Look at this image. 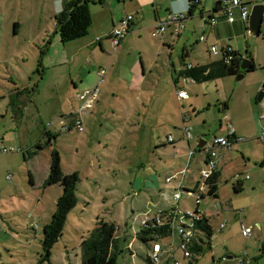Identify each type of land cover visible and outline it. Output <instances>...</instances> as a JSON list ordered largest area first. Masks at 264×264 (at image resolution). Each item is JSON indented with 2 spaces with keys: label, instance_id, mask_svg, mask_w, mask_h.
Here are the masks:
<instances>
[{
  "label": "rangeland",
  "instance_id": "374dc122",
  "mask_svg": "<svg viewBox=\"0 0 264 264\" xmlns=\"http://www.w3.org/2000/svg\"><path fill=\"white\" fill-rule=\"evenodd\" d=\"M240 1L248 10L251 3L264 0ZM199 6L196 2L190 16L184 11V28L168 44L148 31L130 45L124 42L121 55L141 51L146 65L142 93L135 96L117 87L118 82L113 91L115 82L106 80L116 70L117 51L83 41L89 40L94 26L61 41L53 15L42 9L41 0H0V264H36L40 256L41 228L61 191L58 183L44 181L51 148L59 154L61 171L75 170L78 179L75 202L65 214L49 259L38 264H79L80 237L97 218L115 224L119 249L115 264H146L142 257L150 249L134 237L140 220L175 205L194 209V193L181 192L175 203L176 180L166 182L164 176L185 165L188 144L194 152L181 182L193 189L202 149L210 146L213 135L224 134L228 128H236L238 139L220 159L218 195L204 194L197 203L212 232L209 246L203 244L193 253V264H240L254 258L264 264V252L256 255L261 244L264 247V238L254 236L259 227L252 219L262 220L264 233V163L259 164L264 159V142L253 131L252 114L259 112L261 100L255 98L263 91L264 16L259 33L250 35L246 23L229 31L227 22L218 17L219 9L214 11L219 26L211 28L200 19ZM199 34L205 38L198 39ZM210 42L218 47L228 44L242 57L251 58L253 67L239 77L237 72L225 73L209 84L179 76L174 87L172 76L178 68L219 56L208 52ZM183 48L186 53L181 56ZM98 67L105 68L97 85L100 100L83 115L82 130H60L59 119L66 122V113L78 103V89L99 78ZM137 67L140 73L141 62L137 61ZM179 85L186 93L181 98L176 96ZM182 116L191 133L187 142L181 132ZM43 127L56 131L48 145ZM199 138L204 140L200 150ZM214 149L218 151L219 146ZM238 179L241 187L234 190ZM188 219L181 214L182 222ZM240 222L252 226L250 235L240 234ZM165 234L159 240L161 261L166 260L170 239ZM171 237L172 256L167 264L174 258L184 264L176 237Z\"/></svg>",
  "mask_w": 264,
  "mask_h": 264
},
{
  "label": "trees",
  "instance_id": "16d2710c",
  "mask_svg": "<svg viewBox=\"0 0 264 264\" xmlns=\"http://www.w3.org/2000/svg\"><path fill=\"white\" fill-rule=\"evenodd\" d=\"M89 1L90 0H66L62 8L53 15L54 30L61 41L76 38L87 32V28L90 24V15L87 5ZM195 2L196 0L189 4L186 11L187 16L192 13ZM216 9L217 7L215 5L212 8V11ZM45 41L48 42L49 37H47ZM42 50L43 49H41V51ZM185 53L186 49L181 52V56ZM241 58V54L234 48L222 49L216 59L200 64L185 65L184 67L179 68L178 75L189 77L193 81L199 82L222 76L225 73H236L241 71L238 66ZM250 64L251 69L253 67L252 60ZM223 106H226L225 103ZM227 136L231 141L235 138L232 131L231 133H228ZM46 144H48L47 140ZM34 145L41 147V145L39 146L37 143H34ZM263 162L264 159H262L259 164H262ZM218 174L219 170L216 167L211 170V173L205 180L206 188L200 193V197L204 194L213 197L218 195L216 185ZM77 179L78 176L75 170L66 173L61 171L59 154L55 148H51L48 171L44 181L47 183H58L61 187V191L56 197L54 209L50 213L48 221L42 225V235L40 239L41 253L36 264L42 260L49 259L50 248L61 233L65 214L75 202L74 189ZM193 187H196L195 183L193 184ZM240 187L241 182L239 180L232 185L234 190H239ZM181 188L184 192L187 190H194V188ZM196 207L197 203H194L195 211H197ZM157 211L159 212L160 210ZM157 211L153 212L149 216V219L139 222L138 228L134 232V237L144 243L148 250L151 247V241L155 235H164V233H166V225H157L154 222V215ZM193 222L195 227L199 228L204 233L205 240L204 242H201V244L195 243L191 245L192 254L188 259L187 264H193V253L201 250L203 244L209 246V237L212 232L208 217L205 213L200 212L198 218L194 219ZM78 245L80 250L79 264H115L116 254L119 249L117 246V237L115 236L114 222L101 218L95 219L94 225L89 228L85 234L81 235ZM142 258L146 264H153L148 251L145 252Z\"/></svg>",
  "mask_w": 264,
  "mask_h": 264
},
{
  "label": "built area",
  "instance_id": "2783aa9c",
  "mask_svg": "<svg viewBox=\"0 0 264 264\" xmlns=\"http://www.w3.org/2000/svg\"><path fill=\"white\" fill-rule=\"evenodd\" d=\"M191 2L195 0H190ZM264 4V1H263ZM234 5L238 6V13L241 21L243 23H246L247 20V13L248 10L246 9V5L241 2L240 0H221L219 2V6L217 7V10H220V14H222L226 20L232 21V7ZM264 16V7L262 10L261 17ZM185 16L181 12L176 11H167L163 18L159 19L157 18L150 29L151 34L157 35L162 37L163 30L165 25H168L170 23H173L172 32L177 33L180 31L183 26V20ZM216 18L215 13L212 10L208 11H201V19L203 22L212 23ZM132 19L131 13H126L123 16H121L117 22L116 25H114L111 28V31L109 33V41L112 48V51L115 49L118 41L120 38L123 37L125 34V31L128 29L129 23ZM203 34L198 35V39H203ZM231 47L228 44H222L221 46H217L215 44H209L208 51L212 54H218L222 49H230ZM190 64H186V66H189ZM105 72L104 67H98L97 73L99 75L98 81H101L102 75ZM182 78H185L181 76ZM186 95L185 91L182 88H178L176 90V96L178 98L184 97ZM98 96V87L97 83L92 84L91 86L83 87L80 89L77 93V99L78 103L75 106L74 110L69 114V119L67 122H62L59 125L60 130H69V129H75L77 131L82 130V117L84 114H87L89 110L92 108L94 101L97 99ZM261 116V115H260ZM186 119L185 116H182V126H181V132L184 136L185 140L187 141L188 137L191 136V133L189 131V127L187 124L184 123V120ZM232 129L228 128L227 133L224 135H213L211 139L210 146L202 149L204 152L202 160V166L198 168L197 177L194 180V183L196 184V187H193L194 190H187L186 193H194L193 194V202L198 203L200 197V193L204 191L206 188L205 180L211 173V170L216 167V162L214 159L215 155V146H224L227 148L231 147V139L227 136L228 133H231ZM257 139L261 142H264V130H261L257 135ZM168 139L171 140V137L168 136ZM234 139H238V137H235ZM203 145V144H202ZM201 145V146H202ZM2 150H5L2 148ZM198 150H200L198 148ZM187 152L188 157L185 162V165L183 167H180L179 169L168 173L164 176V181L168 182L171 179L176 180V184L174 187V190L172 191V195L176 199L180 196V193L183 192L182 188V176L184 172L187 170V164L190 160V157L193 155L194 150L189 149L187 144ZM235 177H238L239 175L237 173H234ZM201 211H195L194 209L190 211L188 208L182 209L178 207L177 205L171 206L169 208L163 209V211H157L154 215V222L157 225H166V234L169 237V245L167 250H165L167 257L172 256V246L173 241L171 242V236H175L177 241L176 246L181 249L182 255L181 259L183 260L184 264L188 263V259L190 258L192 252H191V245L193 244H201V242H204V233L194 225V219L198 218V215ZM181 214L184 216H187L189 219L186 223L181 221ZM146 219H149L148 217H144L141 219L140 222L145 221ZM223 223H219V227H222ZM252 230V226L248 224L239 223V232L244 237L250 235ZM163 237V234L155 235L152 239V244L150 247V250L148 252L151 261L153 264H167V257L166 260L161 261L160 259V238ZM173 240V239H172ZM172 264H179L178 259H173Z\"/></svg>",
  "mask_w": 264,
  "mask_h": 264
},
{
  "label": "crops",
  "instance_id": "0c3cea01",
  "mask_svg": "<svg viewBox=\"0 0 264 264\" xmlns=\"http://www.w3.org/2000/svg\"><path fill=\"white\" fill-rule=\"evenodd\" d=\"M65 1L66 0H41V2L44 3V7L42 9L48 14V16L54 15L55 13H57L62 8ZM211 1H212V4H211ZM220 1L221 0H196V2H200V6L198 8V11L199 10L200 11L212 10V8L215 5H216V7L219 6ZM196 2H195V6H196ZM190 3H191L190 0H90L88 2L87 5H88V10H89V15H90L89 26L90 25L94 26L95 29H93V32L91 33L92 35L89 38V40L83 39V41L84 42L88 41L90 44L96 42L101 50L104 48L111 47L110 41H109V33L111 31V28L117 24L121 15L124 12H128V13L132 14V19L129 23L128 29L125 31V34L123 35V37L120 38V40L118 41V43H117V45L113 51V52L117 51V61H116L115 65H113V67H116V70L113 72L112 71L109 72L107 74V77H106V80H108V82L110 80L112 82H115V83H113V91H115V88H117V87H120V88L122 87L123 89H125L127 91L129 90L130 92L134 93L136 96L137 94L142 93V90H143L142 82H143V76H144L143 71L146 67L145 61L142 57L141 51H137V52L132 53L130 55L122 56L121 52H122V46H124V42L127 45H130V43L133 40H135V38H137L136 36L139 37L141 35L142 31H148V33L150 35H154V34H151L150 29H151L153 22L157 18H159V19L163 18L167 11H176V12L184 13V11H187V8H188ZM233 9L235 10V15H233ZM231 11H232V16H233L232 21L226 20L222 14H220L222 16L218 15V17H223V19L227 22V29L229 31H234L236 26L242 24L243 22L241 21V19L239 17L237 5H234L232 7ZM207 24L211 28L213 27L214 29H217L219 26L216 18L212 23H210V24L207 23ZM172 27H173V23L165 25L162 37L157 36V35H154V36L159 37L162 41H164L168 44V42L170 40L169 38H171L173 36H177L182 31V29L184 28V26H183V28L180 31H178L177 33H174V32H172ZM167 30H168L169 36L167 35ZM163 35H165V38ZM203 37L205 38L204 35H203ZM84 38H86V37H84ZM209 44H212V42H210ZM209 44H208V46H209ZM132 49H134V48H132ZM137 61L139 63L141 62V65H142V71L140 68V73H139V69L137 67ZM111 64H112V62L110 63V65ZM187 64L193 65V64H200V63L187 62ZM178 70H179V68H178ZM178 70H177L176 75L174 77L172 76V83H173L174 87L176 85L178 77L180 76V75H178ZM95 74L97 75V72ZM185 78L192 80L189 77H185ZM213 79L214 78L208 79L207 83L209 84L210 82L213 81ZM73 82L75 85V80ZM98 82H99L98 79H96V81L94 83H97V85H98ZM116 82L119 83V86H117V87H116ZM89 85H90V83H89ZM178 88H182L185 91V89L181 85H179ZM261 88L263 89V91L261 92V96H260L259 100L255 99L256 101L261 100L260 105L257 107V108H259V110H258L259 112L256 114L254 111H252V114L254 117L253 131L256 135L261 130H264V77H263V80L261 83ZM78 91H79V89H78ZM74 96H76V94H74ZM99 96H101V95H99ZM98 100H100V97H97L96 103H98ZM74 108L75 107H73L72 109H74ZM70 113L71 112L66 113V115H65L66 122L69 119ZM58 122L60 125V123L65 122V121L59 119ZM231 129H232V132L234 133L235 137H238L236 132H235L236 128H231ZM43 132L46 135V140L50 144L51 140L55 137L54 134H56V131L49 129V127H47V129L43 127ZM226 133H227V131H226ZM226 133H224V134H226ZM224 134L220 133L217 135H224ZM172 139L173 138L171 137V140ZM233 140L231 141V143L235 142L237 139H235L234 141ZM168 142L171 143L172 141H168ZM226 149H227V147L219 146V150L215 151L214 159L216 162V168L217 169L219 168V165H221V163H222V160H220V159H222L224 152L227 151ZM59 162H60V159H59ZM201 162H202V160H201ZM262 164H260V165H262ZM63 173H66V172H63ZM244 176H246V175H244ZM253 181H256V180H253ZM160 210H162V209H160ZM252 219L254 221V224L257 225V228L259 227L258 234H255L254 236L259 237V239L260 238L263 239L264 233L262 232V228H261L262 227V220H260L257 216L256 217L254 216V218H252ZM263 248L264 247L261 244L260 250H259L258 254H256V255L260 256L264 252ZM240 264H258V261L255 258L253 261H249V259L248 260L244 259V260L240 261Z\"/></svg>",
  "mask_w": 264,
  "mask_h": 264
},
{
  "label": "water",
  "instance_id": "95a60500",
  "mask_svg": "<svg viewBox=\"0 0 264 264\" xmlns=\"http://www.w3.org/2000/svg\"><path fill=\"white\" fill-rule=\"evenodd\" d=\"M263 7H264L263 2H258V1L253 2V3H251L249 5L248 13H247V20H246V29H247L248 34L257 35L259 33V25H260V21H261V15H262ZM198 15H199V17L201 19V11L200 10L198 11ZM184 49L185 48H183V50ZM250 63H251V59L250 58L242 57L240 59V61H239V64H238V66L241 69V71H238L236 73V76L239 77V76L242 75L244 70L250 69V66H251ZM260 96H261V92L258 93V95L256 96L255 99L259 100ZM203 143H204V140L199 138L197 143H196V146L199 149H201V145Z\"/></svg>",
  "mask_w": 264,
  "mask_h": 264
}]
</instances>
